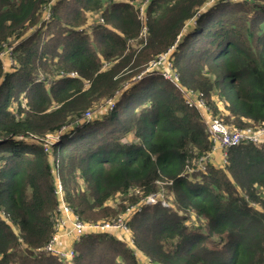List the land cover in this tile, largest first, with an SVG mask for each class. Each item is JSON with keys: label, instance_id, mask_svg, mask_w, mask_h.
I'll list each match as a JSON object with an SVG mask.
<instances>
[{"label": "trees", "instance_id": "1", "mask_svg": "<svg viewBox=\"0 0 264 264\" xmlns=\"http://www.w3.org/2000/svg\"><path fill=\"white\" fill-rule=\"evenodd\" d=\"M8 46L0 264H264V147L223 162L208 133L264 128V0H0ZM169 51L176 83L151 68ZM57 175L85 224L138 205L127 232L80 236L71 260L39 251Z\"/></svg>", "mask_w": 264, "mask_h": 264}, {"label": "built area", "instance_id": "2", "mask_svg": "<svg viewBox=\"0 0 264 264\" xmlns=\"http://www.w3.org/2000/svg\"><path fill=\"white\" fill-rule=\"evenodd\" d=\"M162 60H166L168 66L171 67V64L164 55L159 58V63L157 62L156 64H160ZM162 77L171 83H176L178 80L175 74L168 76L165 72H162ZM208 133L214 143V150L217 148L221 150L223 162H225L227 156V149L237 146L242 142H250L264 147V128L246 127L244 129H232L223 124L218 118H212L209 119ZM47 140L50 143H54L58 141V138L48 135ZM55 187L58 204L54 214V232L48 243L39 249V251L53 254L64 261L71 260L74 257V252L70 244L71 240L99 231L126 233L128 230L127 217L134 210H140L138 205L129 206L117 219L111 222L85 224L73 212L69 204H67L64 198L63 182L58 175ZM142 201L145 204H153L156 202L155 195H148ZM162 204L167 205L164 201H162Z\"/></svg>", "mask_w": 264, "mask_h": 264}, {"label": "rangeland", "instance_id": "3", "mask_svg": "<svg viewBox=\"0 0 264 264\" xmlns=\"http://www.w3.org/2000/svg\"><path fill=\"white\" fill-rule=\"evenodd\" d=\"M136 6H138V5L136 4ZM143 6H144V5L142 4L141 7H143ZM45 19H46V18H45ZM141 38H142V39L145 38V32H144V31H142ZM11 50H12V47H11V46H8V47H6L5 50L0 54V57H1V58H4L3 62H4L5 64H7V65L10 63V60H11L10 56H8V55L11 54ZM169 53H170V51L164 54V56H165L167 59L169 58ZM155 65H156V63H155L151 68H153ZM155 68H158V69H160V71L165 72L168 76H172V73L170 72V71H172V69H171L170 66H168V64H167V62H166L165 60H162L161 63L158 64ZM109 106H110L109 108L112 109V108H111V102H110V105H109ZM216 150H219V149L217 148ZM202 160H204V158H203ZM199 166H200V168L203 170L204 165H203V163L201 162V160H200V162H199ZM160 201H163V200H160ZM164 202H165V201H164ZM165 203H166V202H165ZM166 204H167V203H166ZM167 205H168V204H167ZM114 233H117V232H114ZM120 233H121V235L123 234V232H120ZM120 233H119V234H120ZM69 242H70V241H69ZM71 242H72V240H71ZM71 242H70V244H71ZM71 248H72V244H71Z\"/></svg>", "mask_w": 264, "mask_h": 264}, {"label": "crops", "instance_id": "4", "mask_svg": "<svg viewBox=\"0 0 264 264\" xmlns=\"http://www.w3.org/2000/svg\"><path fill=\"white\" fill-rule=\"evenodd\" d=\"M120 233V232H119ZM119 233L117 232V233H114L115 235H119ZM121 234V233H120ZM125 236H127V234H125Z\"/></svg>", "mask_w": 264, "mask_h": 264}, {"label": "bare ground", "instance_id": "5", "mask_svg": "<svg viewBox=\"0 0 264 264\" xmlns=\"http://www.w3.org/2000/svg\"><path fill=\"white\" fill-rule=\"evenodd\" d=\"M111 105H112L111 108H113V107H114V106H113V105H114L113 102H111ZM48 254H50V253H48Z\"/></svg>", "mask_w": 264, "mask_h": 264}, {"label": "clouds", "instance_id": "6", "mask_svg": "<svg viewBox=\"0 0 264 264\" xmlns=\"http://www.w3.org/2000/svg\"><path fill=\"white\" fill-rule=\"evenodd\" d=\"M176 39H177V42H178V41H179V37H177ZM177 42L175 41V44H176ZM172 48H173V47H172Z\"/></svg>", "mask_w": 264, "mask_h": 264}]
</instances>
